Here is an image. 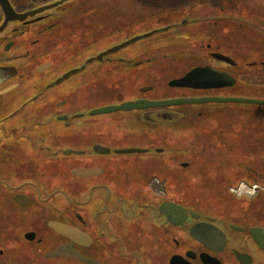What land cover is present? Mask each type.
I'll list each match as a JSON object with an SVG mask.
<instances>
[{"label":"flooded vegetation","instance_id":"af4514ba","mask_svg":"<svg viewBox=\"0 0 264 264\" xmlns=\"http://www.w3.org/2000/svg\"><path fill=\"white\" fill-rule=\"evenodd\" d=\"M52 1L0 5V264H264V0H141L129 35Z\"/></svg>","mask_w":264,"mask_h":264},{"label":"water","instance_id":"95a60500","mask_svg":"<svg viewBox=\"0 0 264 264\" xmlns=\"http://www.w3.org/2000/svg\"><path fill=\"white\" fill-rule=\"evenodd\" d=\"M62 0H55L52 1L50 3L41 5L37 8L32 9L31 11H29L30 14H33L34 12L37 11H41L43 9L49 8L51 6L56 5L57 3L61 2ZM0 5L3 9V11L5 12L6 16H11L12 14H14L15 12L13 11V9L11 8L8 0H0ZM14 15H17L16 13ZM152 31H148V32H144V33H140L137 35H134L132 37H129L125 40L122 41V43L120 44V46H123L125 44L131 43L135 40H138L140 38H143L149 34H151ZM201 68H195L193 70H191L190 72H187L186 74H184L183 76L179 77V78H175L170 80L168 83L171 86H194V87H199L201 86V84H203L202 80L196 79V74L198 75V73H200ZM73 70H68L65 73L62 74L61 78L66 77L68 74L72 73ZM215 100H227L226 98H221V99H217V98H213ZM202 99H188V98H174V99H169V100H158V101H154V100H144V99H138L137 101H132V100H126V101H122L119 104H110V105H105V106H101L95 110L92 111V113H103V112H109V111H116V110H128L131 108H140L143 106H147V105H165V104H181V103H185V102H200ZM230 100V99H228ZM100 150L102 151H106V148L104 147H100L97 146ZM96 148V147H95ZM94 148V149H95ZM144 150V148H124V149H119L118 152H122V153H128V152H134V151H138V152H142ZM79 151H75L73 149L69 148H65L63 150L64 154H69V153H76ZM90 169H85V168H75L72 170V173L74 174H90ZM197 194V192H196ZM198 195V194H197ZM198 198V197H197ZM167 205H169L167 207ZM170 205H174V206H170ZM181 205L180 203H176V202H172V201H168L165 202V204H163V206H161L160 210L162 211H167L168 209L173 210L174 207V211L176 208H180ZM190 205H199L198 203H191ZM183 213V212H182ZM168 214V213H167ZM191 233L198 237L197 233L191 229ZM199 238V237H198Z\"/></svg>","mask_w":264,"mask_h":264},{"label":"rangeland","instance_id":"374dc122","mask_svg":"<svg viewBox=\"0 0 264 264\" xmlns=\"http://www.w3.org/2000/svg\"><path fill=\"white\" fill-rule=\"evenodd\" d=\"M88 4L90 5V10H93L95 14H102L104 11L123 12L124 14H126L127 17H126L125 22L123 23L124 24L123 32L125 33V35H129L131 33L142 31L148 28L151 24L150 23L151 16H144V17L139 18V16L145 15V13L142 14L141 11L145 10V8L143 7H146L144 6L141 0H138V4H135L131 2L130 0H98L94 3L93 7H92V3H88ZM194 8L203 9L201 7H194ZM188 9H191V8L189 7ZM161 16H163V14H161ZM137 19H138V26L134 23V20H137ZM157 41H159V39ZM211 106L213 105H208L205 107L212 108ZM198 121L202 122L203 119H199ZM218 121L227 122V121H231V118L219 119ZM152 185L155 186L157 189H159L160 187L156 182H154Z\"/></svg>","mask_w":264,"mask_h":264}]
</instances>
